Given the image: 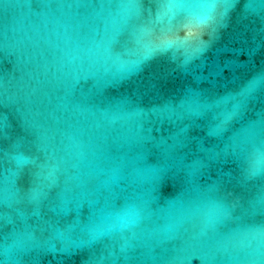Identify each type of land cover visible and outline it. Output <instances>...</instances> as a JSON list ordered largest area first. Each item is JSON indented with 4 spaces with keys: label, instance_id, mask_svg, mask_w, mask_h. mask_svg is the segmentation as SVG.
<instances>
[{
    "label": "water",
    "instance_id": "water-1",
    "mask_svg": "<svg viewBox=\"0 0 264 264\" xmlns=\"http://www.w3.org/2000/svg\"><path fill=\"white\" fill-rule=\"evenodd\" d=\"M134 2L0 0V264H264V0Z\"/></svg>",
    "mask_w": 264,
    "mask_h": 264
},
{
    "label": "snow or ice",
    "instance_id": "snow-or-ice-1",
    "mask_svg": "<svg viewBox=\"0 0 264 264\" xmlns=\"http://www.w3.org/2000/svg\"><path fill=\"white\" fill-rule=\"evenodd\" d=\"M156 3L161 8H175L179 7L178 3L170 2V0H156ZM112 5V4H111ZM110 5V6H111ZM123 6V5H122ZM127 6H131L137 8L139 10V15L136 17L135 21L129 22L126 30L121 34L120 38L112 45L113 51L116 48H121L126 44L135 43L137 45L142 46L146 44L145 36L149 32L150 23L152 25L151 30L154 32L159 29L160 35L163 36L167 31H171L174 27L173 25H165L163 22V17H157L155 13L152 11L151 6L149 8L144 7V0H135V2L131 5L127 4ZM237 148L240 151L244 150L243 146L237 145ZM264 148V146H261ZM36 160V171L32 174L31 177H24L25 183L32 184H44V186L50 189L48 192H45L43 188L37 189L32 193L31 198L33 200L44 197H51L54 194L53 185L55 184V175L57 168L55 165H52L50 162H46L42 160L40 157H37ZM255 175V169L252 172ZM69 187H66V191H70ZM121 192L113 191L110 193L112 196H120ZM222 208L225 210V213H230L228 211L231 207L227 204L226 200L221 201Z\"/></svg>",
    "mask_w": 264,
    "mask_h": 264
}]
</instances>
